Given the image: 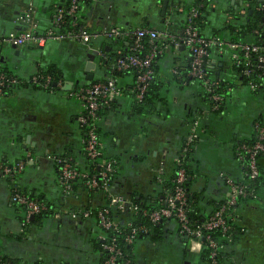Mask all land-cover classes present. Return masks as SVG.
Masks as SVG:
<instances>
[{"label": "crops", "instance_id": "crops-1", "mask_svg": "<svg viewBox=\"0 0 264 264\" xmlns=\"http://www.w3.org/2000/svg\"><path fill=\"white\" fill-rule=\"evenodd\" d=\"M149 1L147 7L134 13L136 20L132 21L130 7L123 4L126 0H90L81 10L82 20L95 33L112 27L129 30L140 26L162 31V6L166 0ZM64 3L66 0H0V36L32 26L38 33L44 31L50 27L54 9ZM30 7L33 14L27 23L23 19ZM123 7L127 13L121 12ZM99 41L93 43L95 48L100 47ZM166 42H159L162 54L148 96L150 104L147 100L141 110L137 109L132 93L133 73L117 75L122 95L100 114L103 154L116 162L114 192L128 197L134 194L161 198V183L173 176L174 159L192 121L198 120L199 131L188 162L192 170L188 194L206 218L228 196L224 176L247 182L235 150L240 141L253 135V121L258 117L264 121V97L250 91L229 70L228 59L217 55L214 64L221 67L219 72L229 89L223 109L211 111L199 83L180 82L173 73L178 65L187 62V49ZM127 43L123 41V45ZM111 47L105 45L106 50ZM114 48H122V43ZM88 54L94 55V65L86 70ZM0 56L2 67L22 80L0 97V162L24 161L23 169L12 179L0 175V257L17 264H102L104 253L99 246L100 230L95 217L72 219L65 211L88 204L97 207L104 201L98 196L89 199L86 192L64 195L58 182L56 158L69 156L76 165L82 164L83 132L77 121L81 103L73 92L81 85L113 76L109 65L101 64L95 50L69 37L47 40L43 46L29 43L15 49L0 42ZM48 65L60 73L56 81L51 78L49 87L28 81ZM258 181L254 197L242 201L229 213L237 230L223 243L222 250L231 264H264V167ZM17 188L64 207L62 213L27 220L25 209L12 200ZM162 233L160 240H137L128 264H203L204 248L191 250L176 222L166 220ZM169 241L174 250H167Z\"/></svg>", "mask_w": 264, "mask_h": 264}, {"label": "built area", "instance_id": "built-area-1", "mask_svg": "<svg viewBox=\"0 0 264 264\" xmlns=\"http://www.w3.org/2000/svg\"><path fill=\"white\" fill-rule=\"evenodd\" d=\"M79 0H71L70 5L66 10L58 8L51 18V25H58L63 22L64 16H72L74 21L72 24L77 26L75 20L76 11ZM257 9L262 12V18L258 26L253 30L257 37V42H229L217 36L205 37L198 33L197 27L194 25L193 19L198 14V8L192 6L188 13L186 24L182 29L180 36H175L168 32V21L166 20V28L162 31H157L151 28H134L122 30L117 27L104 30L102 33H90L85 27L78 26L76 30L68 31L65 34L58 33L53 27H47L44 31L38 33L30 27L25 30H10L0 36V42L6 45L24 46L32 43L37 46H43L47 40H59L63 37L74 38L84 43L88 49L95 50L100 58H105L106 54L101 47L95 48L93 43L97 37H111L115 35L129 36L133 39L129 52L121 54L115 59V68L119 71L134 69L136 76L133 83V97L140 102L144 99L145 93L151 81L154 78L155 72L152 67V62L155 55L161 50H157L154 41L159 37L168 39L170 44L175 46H185L190 53L188 75L197 81L206 95L209 102L210 110L220 112L223 109L225 96L218 91L219 81L213 80L207 76L205 64L210 58V49H217L220 53L222 50L228 52V61L239 70L242 82L250 91L254 92L258 88H264V0H256ZM248 4H241L239 11L245 14ZM24 17L27 23L30 21L33 9ZM213 9H218L215 4H212ZM181 10V8H178ZM148 38L152 47L144 55H139L142 49L143 38ZM214 63V60H213ZM176 74L177 70L173 69ZM28 81L34 85L49 87L52 79L49 75H44L41 72H36L31 75ZM22 80L11 74H6L0 70V97L6 92L10 85L21 83ZM229 89V87H228ZM73 95L81 103V111L77 115V121L83 132V149L86 156L94 163L93 171L80 170L71 161L70 157H57L58 164V182L63 194H68L71 189V181L77 178L85 180V185L88 189H102L108 192L110 205L120 212L130 211L136 212L139 210L137 204L131 202L130 198L118 192H111L112 184L110 176L116 170V162L113 158H107L103 154L104 143L99 134L100 114L104 108H110L112 102L122 95V90L118 85L117 79L110 76L105 79L91 81L81 85L73 92ZM253 135L248 140L240 141L235 150V156L244 168L247 182H254L260 176V168L258 159L264 156V121L255 119L252 123ZM198 120H193L189 134L186 137L185 143L179 154L175 157V169L172 176L173 186L170 189L163 190L161 197V205L150 211L144 212L148 215V219L152 224L162 221L173 220L177 223L180 234H182L189 242V247L192 250L199 248L208 249V257L210 264H217V258L222 251L224 244L219 241V237L215 238L213 233L220 232V239L230 240L231 225L228 223L230 211L236 206L239 198L252 197L253 189L247 187L246 183L238 182L230 177L224 176L229 187V193L223 202L216 204L213 211L203 218L199 223L191 222L188 210V178L184 163L187 153L195 142L198 133ZM249 141V142H247ZM24 167V161L20 160L15 163L0 162V175L11 178L17 172H20ZM254 197V196H253ZM12 200L24 206L26 219L32 215L44 210L46 206L35 199L30 198L27 194L13 190ZM66 213L72 219H85L90 216V212L84 208L77 210H66ZM62 212L54 216H59ZM97 225L100 230L99 239L101 240V248L105 255L104 264H116L123 258V251L115 242V238L106 237V231L116 230L118 221L110 215L109 208H102L95 215ZM232 222V221H231ZM236 228L234 233H236ZM124 238L125 242L130 244L134 242V238L139 233L148 231L145 225L131 226ZM10 264V263H4Z\"/></svg>", "mask_w": 264, "mask_h": 264}, {"label": "trees", "instance_id": "trees-1", "mask_svg": "<svg viewBox=\"0 0 264 264\" xmlns=\"http://www.w3.org/2000/svg\"><path fill=\"white\" fill-rule=\"evenodd\" d=\"M89 1L90 0H79L78 1V8L76 11V16H75L77 26L76 25L74 26L72 24V22L74 21V18L72 16H64L62 23H60L58 25H51V23H50L49 26L53 27L60 34H65L68 31L76 30V28H78V26H83L90 33H95V32L90 31L85 26V24L83 23V20H82V15H81V10L86 5H88ZM222 1L227 2V3L222 4ZM249 1L250 0H248V2ZM251 1H252L251 5L249 4L247 6L246 13L241 14L239 11L240 6L239 5L234 6V5L230 4L228 2V0H167L168 4H167L166 10H165V13L163 15V19H164L163 20V27H164V29L166 28L165 23H166V20L168 18L167 21L169 23H168L166 30H168V32L170 34H173L175 36H180L182 34L181 29H183L184 25L186 24L187 13L192 6H195L198 8V14L193 19V22H194V25L197 27L198 33L200 35L205 36V37L217 36V37H219L225 41H229V42H239V41H241V42H257V37L253 33V30L256 28H260L258 26V24L261 21L262 12L257 9V4H258L257 1L256 0H251ZM248 2H245V4H248ZM70 3H71V0H66V3L55 8L52 14H54L58 8L66 10V8H68ZM212 4H215L219 8V10L224 11L225 16L227 17L226 21L223 23L222 28H219L216 26H210V18H213L212 15H213V13H215V12H213ZM178 8H181V10H179ZM170 16L175 18V21L172 20V18L169 19ZM228 18L230 20H228ZM140 28H148V27L147 26H140ZM209 28H210V33L207 34L206 31ZM179 31H181V32H179ZM163 39H165V38L159 37L154 41L155 45L157 46V50H161L160 52H158L155 55L153 62H152V67L154 69V72L156 71L155 69L157 66L158 58L162 54V46L159 44V42H160V40L162 41ZM98 40H100L99 42H100L101 49L105 52V54L107 56V58L105 57V58L100 59L101 64H104L107 66L109 65V69L111 71V74L114 77H117V75H120V74L125 73V72H132L134 75V78H135L136 72L134 69L119 71L115 68V59L118 56H120L121 54H126L129 52V49L131 47L133 39L129 36H124V35H115V36H111V37H104L103 35H101L100 37H97L94 41H98ZM125 40L128 42L127 45H123V41H125ZM165 40H167L166 43L169 42L168 39H165ZM117 43H122V48H120L118 50L116 48H114ZM106 44H109L110 47L112 45H115V46L111 47L110 50H106L105 49ZM142 44H143V46H142V49L139 51V55H144L152 47V44L150 43V41L146 37L143 38ZM183 47L186 48L185 46H183ZM187 51H188L187 62L184 64H181V65H178L175 68L177 70V73L175 75L177 76V78L180 82H182V81L187 82L188 80L189 81L194 80L191 77H189V75H188V71L190 68L189 67L190 53H189L188 49H187ZM210 53H211L210 58H209V60L207 59V63L205 64V70L207 72V76H209L213 80L219 81L218 91L220 94L225 96L227 91H228L229 83L227 82V80H225V79H223V77H221V74H220L221 67L219 68L218 65H215L213 63V60H214V56L218 57L217 55H219L221 57V59L223 58V59L227 60L228 59V52L226 50H222L219 53L217 51V49L211 48ZM225 63H226V61H225ZM0 70L5 72L6 74H11L8 71H6L2 67L1 64H0ZM229 70L232 72L233 75L238 76L241 79V81L244 82V79L241 78L239 70L237 69V67H235L233 64L230 63ZM40 72L44 75H49L54 81H56L60 77L59 71L53 65H48L44 68H41ZM154 81H155V75H154V78L151 81V83L148 87V90L145 93L144 99L142 101L138 102L133 97L135 107L137 109L141 110L144 107V104L146 103V101L149 100L148 96H149V93L151 91V88L153 86ZM13 86H15V85H13V84L10 85L6 89L5 93L10 92L14 88ZM121 90H122V88H121ZM132 93H133V90H132ZM254 93H257V94L262 93L263 97H264V88H258L256 91H254ZM204 96L206 97L205 94H204ZM113 103L114 102H112V105H113ZM147 104H150V100L147 101ZM107 109H109V108H104L101 112H103L104 110L106 111ZM257 119L262 121V119L259 117ZM247 142H249V141H247ZM190 155H191V151L189 153H187V157L184 160L185 161L184 167H185V170H186V173L188 176L192 175V170H191V167L188 163ZM67 157H69V156H64L63 158H67ZM70 158H71V161L74 163V160L72 159V157H70ZM82 158H83L82 164L80 166L75 164V166L80 170H88L90 172L93 171L94 163L86 156L84 149L82 151ZM258 165L260 168V175H261L262 168L264 167V156H261L258 159ZM12 178L13 177H11V179ZM114 178H115V172H113V174H111V176H110V183H113ZM259 178H260V176L254 182H244V183H246L249 190L253 189V191L256 192V189L258 188ZM84 183H85V180L81 179V178H77L75 180H72L71 181V189H70L69 193L64 194V195H70V194L76 195L78 192H86L89 199L93 198L94 196H98L99 199L104 201L102 204L98 205L97 207H92L88 204V205H81L80 207L73 208L72 210L84 208V209L88 210L90 212V215L94 216L96 219L95 215L97 214L98 210H100L102 208H109L110 209V215L117 219L118 225H117L116 230L106 231V237H107V239L114 237L115 242L122 249L123 254H124L123 258L120 260V262L116 263V264H128L129 263L130 259L132 258V247L137 240L148 239V240L155 241V240H160L162 238V234H163L162 232H163V227L165 226V221L158 222L156 224H152L148 219V215L144 212V210L146 212H150V211L158 208L161 205L160 196H157L156 198H150V197L145 198L142 196L137 197L136 195L133 194V195L129 196V198H130L131 202L137 204V206L139 207V210L136 212H130V211L120 212L118 210H115L110 205L108 192H105L102 189H88ZM172 186H173L172 177L161 183L162 190L170 189ZM17 190L20 193L27 194L30 198L35 199L38 202H41L46 206V208L44 210L34 214L33 217L54 216L57 213H60V211L64 208V207H59V206L56 207L55 205L50 204L49 202H47L45 200L39 199V198H37L31 194H28L19 188H17ZM111 192H114V191L111 190ZM248 198L249 197L239 198L237 200L236 205L240 204L242 201H246ZM187 199H188V210H187L188 216H189L191 222H193V224H197L203 219V217L200 214V212L194 207L190 196H188ZM18 205H20V204H18ZM20 206L22 208H24V206H22V205H20ZM96 221H97V219H96ZM228 223L231 225L232 229H231L230 234L233 237L235 226L231 222V219H229ZM136 225H145V226H147L148 231L145 233L137 234L134 238V242L128 244L125 242L124 238L127 234H129L130 227L136 226ZM220 235L221 234L218 231L213 233V236L215 238L219 237L218 239L221 243H226V240H224L223 238L220 239ZM98 241H99V246L101 248V240L98 239ZM203 256H204L203 257V264H210V259L208 257V249L207 248L203 249ZM104 260H105V255H104V259H103L102 264H104ZM4 263L17 264V263L11 261L10 259H8L6 257H0V264H4ZM217 264H231L229 262L228 256H227L225 251L222 250L220 252V254L217 258Z\"/></svg>", "mask_w": 264, "mask_h": 264}, {"label": "rangeland", "instance_id": "rangeland-1", "mask_svg": "<svg viewBox=\"0 0 264 264\" xmlns=\"http://www.w3.org/2000/svg\"><path fill=\"white\" fill-rule=\"evenodd\" d=\"M149 3H150L149 0H147V1L146 0H126V2L123 4H124V6L127 4L125 7H128V6L130 7L131 13H132L131 19H132V21H135L136 18L133 19L136 16V15H134V13L136 12V14H137L140 11V9L147 7V5H149ZM225 3H227V2H225ZM222 4H224L223 1H222ZM118 5L120 7V4H118ZM125 7L120 8L121 12L127 13L126 11H124ZM217 10L218 11L213 13V15H212L213 18H210V26H216V27L222 28L223 23L226 21L227 17L225 16L224 11L219 10V8ZM228 20H230V19L228 18ZM166 244H168V246L166 247V248H168L167 250H174L172 248L174 245H172L170 243V241ZM169 246H171V247H169Z\"/></svg>", "mask_w": 264, "mask_h": 264}, {"label": "water", "instance_id": "water-1", "mask_svg": "<svg viewBox=\"0 0 264 264\" xmlns=\"http://www.w3.org/2000/svg\"><path fill=\"white\" fill-rule=\"evenodd\" d=\"M166 7H167V0L163 2V6H162V11L163 12L165 11ZM11 48L15 49L16 46L11 45ZM14 53L17 54V50H15ZM87 56L89 57V59L86 58V67H85V69L89 70V68H91L94 65V63H93L94 55L88 54ZM0 60L2 61L3 57L0 56ZM190 179L191 178L189 177L188 178V182L190 181ZM31 217L33 218V216H31Z\"/></svg>", "mask_w": 264, "mask_h": 264}, {"label": "flooded vegetation", "instance_id": "flooded-vegetation-1", "mask_svg": "<svg viewBox=\"0 0 264 264\" xmlns=\"http://www.w3.org/2000/svg\"><path fill=\"white\" fill-rule=\"evenodd\" d=\"M228 2H229L230 4H232V5H234V6L239 5V6L241 7V4L244 5L245 2H248V0H247V1H246V0H228ZM251 3H252V1L250 0V1L248 2V5H249V4L251 5Z\"/></svg>", "mask_w": 264, "mask_h": 264}]
</instances>
